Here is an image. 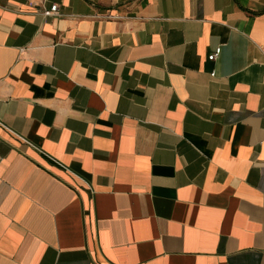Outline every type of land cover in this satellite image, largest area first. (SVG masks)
Returning <instances> with one entry per match:
<instances>
[{"label":"crops","instance_id":"crops-1","mask_svg":"<svg viewBox=\"0 0 264 264\" xmlns=\"http://www.w3.org/2000/svg\"><path fill=\"white\" fill-rule=\"evenodd\" d=\"M0 264H264V0H0Z\"/></svg>","mask_w":264,"mask_h":264},{"label":"built area","instance_id":"built-area-1","mask_svg":"<svg viewBox=\"0 0 264 264\" xmlns=\"http://www.w3.org/2000/svg\"><path fill=\"white\" fill-rule=\"evenodd\" d=\"M50 12L52 14H57L58 6H52ZM221 51H222L221 48H218L211 56H209V60L210 61H216L217 58L220 56Z\"/></svg>","mask_w":264,"mask_h":264}]
</instances>
